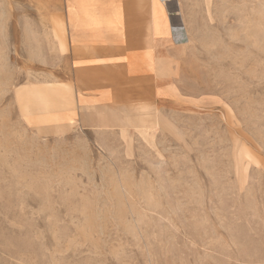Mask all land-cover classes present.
Here are the masks:
<instances>
[{
	"label": "rangeland",
	"instance_id": "obj_1",
	"mask_svg": "<svg viewBox=\"0 0 264 264\" xmlns=\"http://www.w3.org/2000/svg\"><path fill=\"white\" fill-rule=\"evenodd\" d=\"M64 1L0 0V264H264V0L167 1L159 70L79 113Z\"/></svg>",
	"mask_w": 264,
	"mask_h": 264
},
{
	"label": "crops",
	"instance_id": "obj_2",
	"mask_svg": "<svg viewBox=\"0 0 264 264\" xmlns=\"http://www.w3.org/2000/svg\"><path fill=\"white\" fill-rule=\"evenodd\" d=\"M167 1L66 0L57 8L67 33L64 57L70 60L68 70H74L77 111L118 105L127 83L147 80L150 70H159L165 35L182 27L165 25L166 8L177 10Z\"/></svg>",
	"mask_w": 264,
	"mask_h": 264
},
{
	"label": "bare ground",
	"instance_id": "obj_3",
	"mask_svg": "<svg viewBox=\"0 0 264 264\" xmlns=\"http://www.w3.org/2000/svg\"><path fill=\"white\" fill-rule=\"evenodd\" d=\"M181 28L182 27H180V28H173V32L175 33V32H177V31H180L181 30ZM176 34V33H175ZM186 35V34H185ZM179 41V40H178Z\"/></svg>",
	"mask_w": 264,
	"mask_h": 264
}]
</instances>
